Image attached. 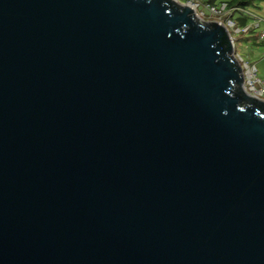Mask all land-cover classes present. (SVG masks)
Listing matches in <instances>:
<instances>
[{"label":"water","instance_id":"water-1","mask_svg":"<svg viewBox=\"0 0 264 264\" xmlns=\"http://www.w3.org/2000/svg\"><path fill=\"white\" fill-rule=\"evenodd\" d=\"M178 0H0V264H264V100Z\"/></svg>","mask_w":264,"mask_h":264},{"label":"rangeland","instance_id":"rangeland-1","mask_svg":"<svg viewBox=\"0 0 264 264\" xmlns=\"http://www.w3.org/2000/svg\"><path fill=\"white\" fill-rule=\"evenodd\" d=\"M178 1L193 3L197 17L226 27L234 44L232 53L240 64L242 88L264 100V0ZM210 4L219 11L210 8Z\"/></svg>","mask_w":264,"mask_h":264},{"label":"built area","instance_id":"built-area-1","mask_svg":"<svg viewBox=\"0 0 264 264\" xmlns=\"http://www.w3.org/2000/svg\"><path fill=\"white\" fill-rule=\"evenodd\" d=\"M199 4H200V3H199ZM213 5H214V4H210V5H209L210 8H212V9H217V11H219L218 8H216V6L214 7ZM224 6H225V4L223 3V6H222V7H224Z\"/></svg>","mask_w":264,"mask_h":264},{"label":"bare ground","instance_id":"bare-ground-1","mask_svg":"<svg viewBox=\"0 0 264 264\" xmlns=\"http://www.w3.org/2000/svg\"><path fill=\"white\" fill-rule=\"evenodd\" d=\"M189 3H190V2H188V4H189ZM189 5H194V4H193V3H192V4L190 3Z\"/></svg>","mask_w":264,"mask_h":264}]
</instances>
